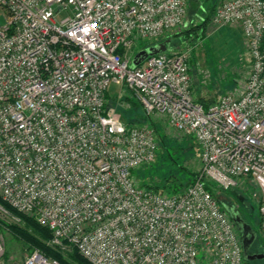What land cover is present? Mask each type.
<instances>
[{
  "label": "built area",
  "instance_id": "built-area-1",
  "mask_svg": "<svg viewBox=\"0 0 264 264\" xmlns=\"http://www.w3.org/2000/svg\"><path fill=\"white\" fill-rule=\"evenodd\" d=\"M190 1L0 0L1 219H34L51 232L48 247L90 264H245L232 214L207 183L249 191L264 238V0L215 7L213 24L240 27L248 71L207 107L195 98L190 48L132 66L140 42L146 50L187 26ZM112 84L145 123L111 107ZM154 121L200 149L183 191L156 192L133 175L156 161ZM12 264L64 262L34 249Z\"/></svg>",
  "mask_w": 264,
  "mask_h": 264
},
{
  "label": "rangeland",
  "instance_id": "rangeland-1",
  "mask_svg": "<svg viewBox=\"0 0 264 264\" xmlns=\"http://www.w3.org/2000/svg\"><path fill=\"white\" fill-rule=\"evenodd\" d=\"M205 1L208 4L213 2V4L218 5L223 0H202V2L199 3L201 6L207 8L205 11L202 10L201 6L197 3L193 4V6L190 7L187 26L166 36L164 41H161L158 45L168 41V47L172 48L174 46H179L192 50L191 59L193 63L192 74L194 77L195 98L197 101L202 99V102L207 107L212 102L220 100L223 95L239 89L246 79L248 68L245 62L246 46L242 31L238 26L219 28L212 23L211 17L209 23L206 25L203 38L194 44L183 43L178 40V38L173 37L174 34L183 29H187L189 26H199L202 23V19L209 14V6L208 4H204ZM0 23H4L2 17H0ZM145 46V42H140L134 49L133 57ZM120 91V86L111 85L108 92L109 97H111V107L117 109V111L123 115L125 121L128 119L129 115L138 113V116H140L142 114V108L140 110L135 106V100L130 94L127 93V97L132 109L129 110L121 106L118 101ZM146 121L147 119L145 122ZM154 122H156L157 126L160 128L163 138L160 142L161 144L157 152L156 161L151 165L142 166L135 170L133 172L134 177L141 187H146L148 185L161 187L168 180L174 181L175 185L181 183L187 185L193 178L190 176L192 174L197 175L200 171V149L193 139L171 134L165 130L162 123L157 121ZM208 184H211L216 191L218 190L214 184ZM220 198L229 209H235L234 212L238 213L252 230L257 232L256 245L253 251L255 253L264 254V238L259 232L260 211L250 192L241 189H233L224 192V195H220ZM26 218L32 220L35 224L37 223L32 218ZM32 221H30V223ZM30 223L22 219V222L19 224H8L7 220L5 221L0 218V240L3 243L5 254L12 253L15 259H19L25 258L24 256L32 250L37 249L34 248L30 242L20 237L17 231H13L16 228L26 229L31 235L43 239ZM49 240L45 241L46 245ZM57 252L61 254L63 260L66 261L67 264H78L73 260V256L76 253L75 251ZM200 257H202V255H200ZM252 264H264V258L255 260Z\"/></svg>",
  "mask_w": 264,
  "mask_h": 264
},
{
  "label": "trees",
  "instance_id": "trees-1",
  "mask_svg": "<svg viewBox=\"0 0 264 264\" xmlns=\"http://www.w3.org/2000/svg\"><path fill=\"white\" fill-rule=\"evenodd\" d=\"M207 1H209V0H207ZM199 2H202V0H194V1L191 0L190 1V6H189V11H190V7L193 6V4L197 3L198 5L201 6V4ZM204 4H208V3L205 1ZM208 6H209V10H208L209 14H208L207 17L202 19V23L199 26H196V25L195 26H189L187 29H183L182 31L174 34L173 37L174 38H178V40L182 41L183 43H188V44H194L195 42L201 40L203 38V36H204L206 25L209 23V21H210V19L212 17V14H213V12L215 10V7L217 5L213 4V2H212V3H209ZM201 8L204 11L207 10V8L205 6L204 7L201 6ZM174 47L179 48V46H174ZM199 102L203 103L202 99H200ZM134 104H135L136 107H138L141 110V105L137 101H135ZM141 112H142V114L140 116H138V113L137 114H133V115H129V117L127 116L128 119L126 121L128 122V124H135V123H143V122H145L146 117H145V115H144L142 110H141ZM152 126L155 129V131L157 132V137H158V140H159V148H160V144H161L160 142L163 140L162 134H161L162 132H161L160 128L157 126L156 122H152ZM195 144H196V142H195ZM190 177H193V178H192V180H190L188 182L187 185H185V183H181L179 185H175L174 181L168 180L161 187H159V186L153 187L151 185H148L147 187H149L150 189H152V190H154L156 192H161L163 194H173V193H177V192L183 191L189 185H191L193 183L196 175L192 174ZM207 188L210 191L214 192L215 194H217L219 196V201L224 205V207L227 206L226 204H224V202L220 198V195H222V194L224 195V193L218 194L217 191L213 188V186L211 184H208V183H207ZM22 219H25V221L28 222V223H30V221H32V220H28L25 216H22ZM32 222L30 224L35 228L36 232L38 234H40L43 239H40V238H38V237H36L34 235H31L29 233V231H27L26 229L16 228L13 231H17L20 234L19 235L20 237H22L26 241L30 242L31 245H33L34 248H37V249L41 250L48 257L57 259V260H59L61 262H64V264H66V262L63 260V258H62L60 253H58L57 251L51 249L50 247H48L45 244V241L49 240L51 238V232L48 229L41 227L39 224H37V223L35 224V222H33V223ZM253 232L257 236V232H255V231H253ZM73 260L76 261L78 264H90V263H88L87 260H85L83 257H81L78 254V252H76L75 255L73 256ZM253 262L254 261L248 262V261L245 260V264H252Z\"/></svg>",
  "mask_w": 264,
  "mask_h": 264
},
{
  "label": "water",
  "instance_id": "water-1",
  "mask_svg": "<svg viewBox=\"0 0 264 264\" xmlns=\"http://www.w3.org/2000/svg\"><path fill=\"white\" fill-rule=\"evenodd\" d=\"M169 42H163L161 45H156L153 47H149L146 50L140 51L132 61V66L137 67L141 63H143L149 56L156 55L160 52L166 51L168 48ZM226 209L231 212L233 220L241 232L242 244H243V251H244V258L246 261L251 262L255 260H261L264 258V254H250L249 249L256 241L257 236L253 232L252 228L240 217V215L234 210H230L227 206Z\"/></svg>",
  "mask_w": 264,
  "mask_h": 264
},
{
  "label": "crops",
  "instance_id": "crops-1",
  "mask_svg": "<svg viewBox=\"0 0 264 264\" xmlns=\"http://www.w3.org/2000/svg\"><path fill=\"white\" fill-rule=\"evenodd\" d=\"M29 254V253H28ZM27 254V255H28ZM26 255V256H27ZM26 256H24V257H26ZM24 258H19V259H15V257H14V255L11 253V254H5V256H4V261L7 263V264H12V263H16V262H19V261H21V260H23Z\"/></svg>",
  "mask_w": 264,
  "mask_h": 264
},
{
  "label": "flooded vegetation",
  "instance_id": "flooded-vegetation-1",
  "mask_svg": "<svg viewBox=\"0 0 264 264\" xmlns=\"http://www.w3.org/2000/svg\"><path fill=\"white\" fill-rule=\"evenodd\" d=\"M239 232H240V231H239ZM240 234H241V232H240ZM255 245H256V241L253 243V245H252L251 248L249 249V253H251V254H260V253H255V252L253 251Z\"/></svg>",
  "mask_w": 264,
  "mask_h": 264
}]
</instances>
